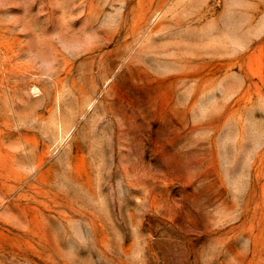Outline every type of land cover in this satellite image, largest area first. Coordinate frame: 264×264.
I'll return each mask as SVG.
<instances>
[{
	"label": "rangeland",
	"instance_id": "obj_1",
	"mask_svg": "<svg viewBox=\"0 0 264 264\" xmlns=\"http://www.w3.org/2000/svg\"><path fill=\"white\" fill-rule=\"evenodd\" d=\"M0 264H264V0H0Z\"/></svg>",
	"mask_w": 264,
	"mask_h": 264
}]
</instances>
